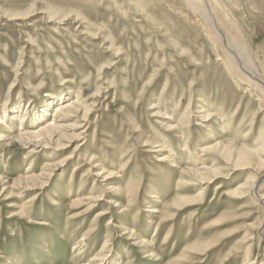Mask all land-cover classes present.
<instances>
[{
  "label": "rangeland",
  "instance_id": "rangeland-1",
  "mask_svg": "<svg viewBox=\"0 0 264 264\" xmlns=\"http://www.w3.org/2000/svg\"><path fill=\"white\" fill-rule=\"evenodd\" d=\"M200 1L206 14L190 0H0V119L12 132L0 142V264H84L106 239L101 264H264V93L237 86L222 60L223 29L237 32L264 81V0ZM62 95L90 107L85 135L29 155L10 109L27 116ZM205 142L223 150L199 152ZM92 157L117 178L103 182ZM29 170L45 176L28 191L15 180ZM128 184L140 187L136 209L113 188ZM118 202L158 262L121 237ZM166 204L156 231L149 209Z\"/></svg>",
  "mask_w": 264,
  "mask_h": 264
},
{
  "label": "bare ground",
  "instance_id": "bare-ground-1",
  "mask_svg": "<svg viewBox=\"0 0 264 264\" xmlns=\"http://www.w3.org/2000/svg\"><path fill=\"white\" fill-rule=\"evenodd\" d=\"M190 1H191L192 5L194 7H196L197 9H201L200 10L201 13L206 14L207 11H205V8L202 7V4H201L200 0H190ZM217 17H216V19H217ZM209 18L210 17H208V19ZM218 20H219V18H218ZM207 25H208V23H207ZM222 29L219 28V30H221V31H222ZM223 30H224V34L226 36V40H227L226 42L229 45V49L230 48L232 49V52L234 53L235 58H237V60H238V61H236L234 56L230 55V54H232V52L229 53L228 51H226L227 53L225 52V55H226L225 59H222V60H226V62L224 64L226 72L230 76H232V81H234V83H236L237 86H240V85L245 86L244 88L248 92L251 91V88L253 89L255 87H260L258 89V91L260 90V91H262V93H264V81L262 80L261 76L259 75L258 71L256 70L257 68H256L255 64H253V62L251 61L252 60L251 57H250L251 60L249 59V57L247 55L248 52H246L245 45L243 44L242 39H240L239 34L237 32H235L231 36L230 34H227L225 29H223ZM252 77H254L257 81L255 82L254 81L255 79L253 80ZM252 97H254V96H252ZM54 99H55V97H54ZM76 99H78V98H75V99H71L70 98L69 99L68 95L67 96H63L62 95L60 98H58V100H55V101L54 100H48V101L45 102L46 104H44L41 109H37V108L34 109V110H36V113L33 111L35 114L32 111L27 112V116H28V114H30L28 118H27V116L21 115V113H20V111H18V109L11 108L10 110H12V112H11L10 116L12 115L13 120H12V118H11V120L9 118V121L12 123L13 121L17 120L16 118L20 117L19 118L20 122L18 124L20 128L17 130L18 131V136L16 137L15 140H17V142H19L18 144L21 145L22 150H28L29 149L30 150L29 151V155H31V156L34 155V154L35 155H39L41 153H44V151H46V150L52 149V147L55 146V145H57L58 148H59L57 150L65 149V144H63L65 139H67V140L70 139L71 140V139H73V137H78L79 140H82L81 138H82L83 135H85V132L84 131L83 132H79V133H77V132L80 131L82 128H85L87 125H89V115H90L91 109H90V107H88L86 105V103L84 101L82 102L80 98H79L80 102H82V103L80 105H78L77 104L78 101ZM57 102H59V103L57 104ZM55 103L57 104L55 107H53V108H55V113H54V116L50 119V118H48L49 116H48L47 112L50 109L49 106L51 104H55ZM29 104H30V102L28 103V106H29ZM31 107H32V105H30L27 109L30 110ZM7 112H8V110L6 109L5 113H7ZM202 112H203L204 116H203V119H201V120L202 121L204 120V122H209L210 123L211 120H212V115H213L212 112L213 111H209V109L207 108L206 110L204 109ZM8 115L9 114H5V116H3V117L5 118ZM3 117L1 118L2 120H4ZM1 119H0V124L2 123ZM82 122L86 123L85 127L82 126ZM3 124L4 123H2V125ZM3 126H6L5 127L6 129H5L4 132H0V142L4 141V142L8 143L7 138L9 139V137L12 136V134H10L11 129H10V127H8L7 124L3 125ZM174 127H176V126H174ZM181 127H184V124H181L180 129L178 127H176L178 129L177 132L179 134L183 133ZM176 128H174V129H176ZM15 133H16V131H15ZM153 145H155V144H153ZM215 145H213L212 143H206L205 142L199 148V152H203V153L204 152H208V151L216 152L217 150H219L218 152H221L223 150V149L222 150L219 149V147H221V146L218 147V146H215ZM261 145H262L261 149L262 148L264 149V142ZM15 146L16 145L12 142L11 147L14 148ZM195 150L197 151L198 148L196 147ZM206 156L207 155L205 154L204 157H206ZM242 156H244V155H242ZM0 157H2V156H0ZM93 157L89 158L90 160L87 163V165H89L90 168H96L97 171L101 170V172H99V175H101V178H103V180H102L103 182H107V184H110V180L113 182L114 178H117L115 173L112 172L111 170H108V172H106L105 169L103 168V164L99 165L98 161L93 160ZM34 158L31 159L32 164L34 162ZM68 159H71V157H69ZM166 159H167V157H162L159 160L160 161H166ZM3 160H5V158H3L2 161ZM32 164L29 167V169H31L33 167ZM99 166H101V167H99ZM78 168H76V170ZM200 170H204V169H200ZM186 173L200 176L199 170H196V169L195 170L194 169H188L186 171ZM44 176H45L44 174H42L40 176H36L34 173H32V170H29V172H27V175H23V176L20 175L21 178L15 180V184L17 183L19 185H23L22 187L29 191V189H30L29 185L33 186L34 182L37 179L42 178ZM3 184H4V181L0 178V185H3ZM129 185L130 184H128L127 187L125 188V192L119 186L113 185V188H114V191L122 193L123 194V198L127 197V199L126 198L125 199L130 203L128 205H129V207L131 209H136L137 208L136 207V201L138 200V192H139L138 189L140 187L136 188L135 187L136 185L135 186H133V184H132V186H129ZM252 189L254 190V194L256 196H258V198H259V196L261 195V193L263 191L262 185H259V186L258 185H253ZM3 190L5 191V185H3ZM262 196H260V197H262ZM79 198L77 199V201H75L72 204L77 205V203H82L83 202L82 199L81 198L79 199ZM123 198L120 197L119 201H122ZM98 199H100V198H98ZM259 199H261V198H259ZM90 200L92 201L93 199H90ZM263 200H264V198H263ZM53 203L55 204V206L58 205L56 200H53ZM120 204H121L120 202H118V204H117V209L119 210L118 211V214H119L118 222L119 223L117 224V227L120 230V233H122L121 237H124V236L127 235L128 236L127 241L131 240L130 242H133V245L139 247L140 249H142L143 247L150 249L151 248L150 247L151 243L148 242V240H145V238H142V239L141 238H137L136 234H134V230L133 229H131V228L127 229V226H129V221H128V218H124V216L131 209H129L126 205L124 206V205H122V204L120 205ZM175 204H173V205L166 204V205H164L163 209H160V207H157V208L153 207V208L149 209V213L151 215L159 213V216H158L159 217V222H158V225L156 226V231H157V228L159 226L162 227L167 222H169V220H170L169 214L172 212V206H174ZM177 205L180 206L179 204H177ZM259 206L264 208V202L262 200L260 201ZM174 207H173V209H174ZM19 213H21V212H19ZM172 216H173V214H172ZM262 223L261 224L264 227V222H262ZM109 224L113 225L114 223L111 221ZM261 230H262L261 234L263 235L264 234V229L261 228ZM91 235H89V234L84 235L83 239H81L78 242V244L73 249L74 250V255L76 254L77 257L79 256L80 252L78 253V251L83 249L84 242L87 239H89V237H91ZM252 236L253 235H251V237H249V238H251L250 240H254V239H252ZM125 240H126V238H125ZM247 241L249 242V239H245L244 240L245 243ZM152 243H153V240H152ZM108 247H109V240L106 239V240L103 241V245L98 250L99 252H97L95 254V256L92 257L91 260H89L88 262H85L84 264H101V262L106 261L104 259V255H102V253H103V250H106ZM186 248H189V247H186ZM191 248H195V246H191ZM191 248H189V250ZM250 249H251L250 247L246 248V255L247 256H249V254H252V250H251V253H249ZM188 253H189V251H188ZM146 254H148V256H149L148 258L150 259V261L158 262L157 259L159 257L156 255V253H155V251L153 249H150V250L146 251ZM183 254H185V253H183ZM114 262H115V264L117 263V261H114ZM178 262H180V261H178ZM10 264H17V262L10 263ZM112 264H114V263H112ZM180 264H182V261H181Z\"/></svg>",
  "mask_w": 264,
  "mask_h": 264
}]
</instances>
